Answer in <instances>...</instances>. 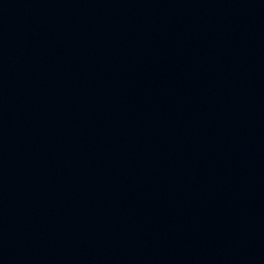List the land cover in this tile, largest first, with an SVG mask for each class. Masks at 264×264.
I'll return each mask as SVG.
<instances>
[{
	"label": "water",
	"instance_id": "1",
	"mask_svg": "<svg viewBox=\"0 0 264 264\" xmlns=\"http://www.w3.org/2000/svg\"><path fill=\"white\" fill-rule=\"evenodd\" d=\"M0 264H264V0H17Z\"/></svg>",
	"mask_w": 264,
	"mask_h": 264
}]
</instances>
